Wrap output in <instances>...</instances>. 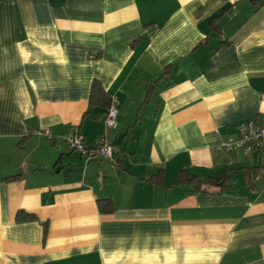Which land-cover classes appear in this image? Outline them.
<instances>
[{"label":"crops","instance_id":"0c3cea01","mask_svg":"<svg viewBox=\"0 0 264 264\" xmlns=\"http://www.w3.org/2000/svg\"><path fill=\"white\" fill-rule=\"evenodd\" d=\"M249 121L264 0H0V264H264V149L227 146Z\"/></svg>","mask_w":264,"mask_h":264},{"label":"built area","instance_id":"2783aa9c","mask_svg":"<svg viewBox=\"0 0 264 264\" xmlns=\"http://www.w3.org/2000/svg\"><path fill=\"white\" fill-rule=\"evenodd\" d=\"M118 111L114 106L108 108L104 118V126L106 129H115L117 125ZM237 138L227 143V146L236 144L248 154L255 149H264V124H258L255 121L241 123L236 126ZM43 136L51 138L48 131H43ZM68 148L72 152L80 154L87 161L93 160H111L115 153V149L108 143L106 137L97 140L92 147L86 146L84 139L77 135L67 139Z\"/></svg>","mask_w":264,"mask_h":264},{"label":"trees","instance_id":"16d2710c","mask_svg":"<svg viewBox=\"0 0 264 264\" xmlns=\"http://www.w3.org/2000/svg\"><path fill=\"white\" fill-rule=\"evenodd\" d=\"M90 103L91 104H98L100 106L103 107H111V101L109 99V97L107 96V94L105 93V91L103 90V88L101 87L99 82H94L91 88V97H90ZM217 181H209V184H215ZM200 182H198L199 184ZM201 186H196V191L200 190ZM102 212H107L108 211V206L106 204L104 205H100L99 206Z\"/></svg>","mask_w":264,"mask_h":264}]
</instances>
